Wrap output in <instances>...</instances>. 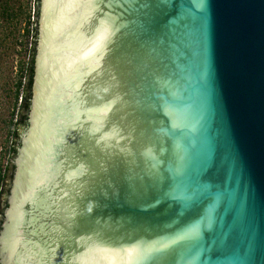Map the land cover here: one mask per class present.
Here are the masks:
<instances>
[{
    "label": "water",
    "instance_id": "1",
    "mask_svg": "<svg viewBox=\"0 0 264 264\" xmlns=\"http://www.w3.org/2000/svg\"><path fill=\"white\" fill-rule=\"evenodd\" d=\"M1 264H264V0H39Z\"/></svg>",
    "mask_w": 264,
    "mask_h": 264
},
{
    "label": "trees",
    "instance_id": "2",
    "mask_svg": "<svg viewBox=\"0 0 264 264\" xmlns=\"http://www.w3.org/2000/svg\"><path fill=\"white\" fill-rule=\"evenodd\" d=\"M38 15L39 0H32V3L30 0H0V50L2 57L14 54L10 65L15 67L10 69L11 78L4 82L3 87L8 98L7 111H0L4 133L0 143V231L15 169L13 159L21 144V133L30 106ZM0 60L4 63L6 59Z\"/></svg>",
    "mask_w": 264,
    "mask_h": 264
},
{
    "label": "rangeland",
    "instance_id": "3",
    "mask_svg": "<svg viewBox=\"0 0 264 264\" xmlns=\"http://www.w3.org/2000/svg\"><path fill=\"white\" fill-rule=\"evenodd\" d=\"M17 2H22L23 0H15ZM30 3H32V0H30ZM9 54H11V52H9ZM9 56V57H8ZM4 55V57H2V52L0 50V58L2 59H6L4 60V63L2 60H0L1 62V67H0V111L2 113H6L7 111V105H8V98L7 95L5 93V90L3 89L4 87V82L9 80L11 78V73H10V69L13 67V69L15 68L14 66L10 65V62L12 61L11 59L14 58V54L11 55ZM8 60V62H7ZM24 130H22L21 135L23 134ZM3 138H4V133L3 130L1 128V124H0V143L3 142ZM12 185V181L10 184V187ZM9 193L7 194V198L9 196Z\"/></svg>",
    "mask_w": 264,
    "mask_h": 264
}]
</instances>
